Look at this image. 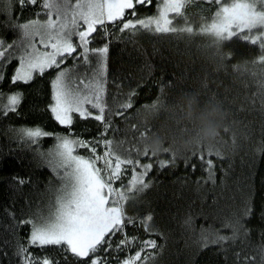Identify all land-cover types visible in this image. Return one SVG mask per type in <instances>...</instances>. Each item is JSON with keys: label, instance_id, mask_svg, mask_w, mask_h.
Masks as SVG:
<instances>
[{"label": "snow or ice", "instance_id": "snow-or-ice-1", "mask_svg": "<svg viewBox=\"0 0 264 264\" xmlns=\"http://www.w3.org/2000/svg\"><path fill=\"white\" fill-rule=\"evenodd\" d=\"M38 3L40 11L35 13V18L21 22L15 16L16 5L23 9ZM153 3L156 5L153 14L138 12V6L147 8ZM5 13L17 38L8 44L0 38V82L5 79V62L13 58L18 60V66L11 76L12 85L28 84L36 76L54 70L47 110L65 129L64 132L46 131L40 126L11 129L15 138L27 145L38 146L42 138L55 140L47 153L37 155L46 160L59 182L57 187L49 188L51 196L46 206H38L22 219L9 213L15 221L11 225L13 232L28 226L27 236L16 240L19 264H60L44 252L50 246L63 254L66 264H70L69 254L76 264H113V261L115 264H154L159 253L152 250L163 246L154 239L129 236L126 228L142 226L148 234H161L151 223L152 213L141 217L127 212V205L139 203L142 194L152 187L153 181L148 177L154 167L151 162L154 156L149 153L146 142L156 133L146 127L132 140L115 138L119 129L112 126L113 117H124L126 110L133 107L136 91L133 89L122 98H113L111 105L105 98L110 44L113 39H122L109 25L120 34L130 36L142 31L189 38L201 36L207 41L205 47L221 62L231 57L230 53L223 52L227 43L239 41L255 48L254 58L243 66H234V70H243L253 78L257 85L254 102L259 98L264 110V0H0V14ZM98 32L104 43L94 47L97 39L94 34ZM68 60L72 61L71 65L67 64ZM117 89L119 95V85ZM161 93V97L146 106L147 110L153 114L161 109L168 111L180 124L177 117L183 107L175 99L163 98L164 88ZM194 95L200 103L214 102V98L202 100L198 94ZM22 98L20 91L8 95L7 103L0 105V118L9 112L19 115L17 109ZM77 117L99 122L103 128L99 137L86 140L76 135L72 126ZM137 127L132 125L133 129ZM181 130L189 131L186 126ZM109 131L113 138L106 137ZM194 140L197 147L207 148L209 156H222L216 145L205 146L198 137ZM126 144L129 146L125 147ZM99 148L103 149L102 153ZM257 151L264 152V142ZM163 153H170L172 159L159 160L161 169L174 164L177 155L172 146L166 147ZM145 157L148 162L142 163ZM206 164V182L215 184L213 161L207 159ZM129 170L131 175L125 182ZM15 179L21 185L27 183L22 178ZM250 214V204H246L244 215ZM184 223L195 235L192 217ZM224 227L231 228L232 235H221L219 230L202 227L196 243L207 247L234 242L243 230L239 218L228 221ZM117 234L121 239L114 243ZM247 234L244 230V235ZM134 246L137 250L132 253ZM32 248L40 250L39 254L30 251ZM259 251L260 264H264V246ZM121 252L125 253L122 258L118 255ZM236 255L239 262L240 253ZM243 264H255V258L245 257Z\"/></svg>", "mask_w": 264, "mask_h": 264}, {"label": "trees", "instance_id": "trees-1", "mask_svg": "<svg viewBox=\"0 0 264 264\" xmlns=\"http://www.w3.org/2000/svg\"><path fill=\"white\" fill-rule=\"evenodd\" d=\"M198 10V9H197ZM40 11L39 3L21 9L15 7V16L21 22L35 18ZM156 11V5L139 7L141 15H150ZM41 19L46 17L41 16ZM109 29L122 39H113L108 52V81L106 100L109 105L113 98H122L135 89L133 107L126 110L124 117L114 116L113 127L118 128L117 140L137 137L146 127L165 139V146L180 133L181 124H177L171 113L163 109L155 114L147 110L158 97L175 99L182 93L198 94L202 100L213 99L226 114L227 123L234 132L230 139H224L231 148L217 147L221 157L209 156L207 148L194 146L176 155L175 163L161 169L158 161L171 160L170 153L153 157L154 167L148 179L152 187L146 190L139 203H129L127 212L133 216H145L152 213V225L161 234H148L142 226L126 228L129 236L137 235L140 240L154 239L162 249L158 251L154 264H243L245 257H254L255 264H260V248L264 246V152L257 148L264 142V110H261L259 98H255L257 85L253 78L242 71H235L234 66H243L256 55V49L239 41L227 43L223 49L229 59L221 62L213 51L206 48V39L201 36L189 38L172 34H152L140 32L135 36L129 33L120 34L118 29ZM96 35L92 46H101L104 41L100 33ZM0 38L6 44L17 38L7 20V14H0ZM68 60L67 64L71 65ZM18 66L13 58L5 62L4 81L0 82V105L7 103V96L16 91L23 94L18 113L9 112L0 118V264H19L16 252V240L26 237L28 226L18 228L15 232L11 225L16 219L28 217L37 207L46 206L51 193L49 188L57 187L59 182L45 159L37 155L53 147V138H42L38 146L27 145L15 138L11 129L20 126H40L46 131L64 132L47 110L50 102V80L54 70L28 84H11V76ZM250 67V65H249ZM117 85L120 86L118 95ZM132 125H137L136 129ZM73 132L83 139L98 138L103 131L100 123L88 119L80 120L72 126ZM107 138H113L109 131ZM129 145L126 144L125 147ZM102 153L103 149L99 148ZM86 154V150L82 149ZM195 153V155H194ZM203 155V159H201ZM211 159L214 165L215 184L206 182L208 173L206 160ZM148 158H142V163ZM195 166V167H193ZM131 171L124 178H129ZM15 178H22L27 183L21 185ZM199 181V183H198ZM118 186V185H117ZM246 204H250L251 214L244 215ZM191 216L193 230L185 226V220ZM241 220L243 230L238 238L223 245L209 244L203 247L196 243L200 229L219 230L221 235H232L231 228L224 224ZM247 231V236L244 235ZM121 239L120 234L114 238ZM137 246L131 251L134 253ZM34 253L36 248L30 249ZM44 252L66 264L64 256L55 247H48ZM237 253H240L239 262ZM121 258L125 253L118 254ZM70 264H76L69 254ZM113 264L115 262L113 261Z\"/></svg>", "mask_w": 264, "mask_h": 264}, {"label": "clouds", "instance_id": "clouds-1", "mask_svg": "<svg viewBox=\"0 0 264 264\" xmlns=\"http://www.w3.org/2000/svg\"><path fill=\"white\" fill-rule=\"evenodd\" d=\"M175 101L183 107V112L179 113L177 117L179 123L182 128L186 126L189 131L181 130L167 146H165L163 136L158 134L151 136L146 142V147L151 155L160 157L168 146H172L177 154H181L185 150L197 146L195 137H198L200 143L205 146L233 147V144L224 139L226 134L230 136V139L233 138L234 132L227 123L226 114L218 103H200L197 101L196 95L187 92L179 94Z\"/></svg>", "mask_w": 264, "mask_h": 264}]
</instances>
